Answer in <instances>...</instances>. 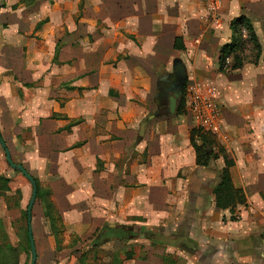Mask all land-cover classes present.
<instances>
[{"label": "rangeland", "instance_id": "1", "mask_svg": "<svg viewBox=\"0 0 264 264\" xmlns=\"http://www.w3.org/2000/svg\"><path fill=\"white\" fill-rule=\"evenodd\" d=\"M44 1L50 7L54 4V0ZM55 1L63 6L61 14L62 18H65L62 19L61 27L54 31L49 28V31L42 34L43 37L38 29L28 34L26 38L29 42L36 40L37 43L34 48H25L24 52L34 51L32 59L37 63L45 56L44 64L35 65V69H30V73L44 69L46 78L52 73L60 78L61 92L58 95L60 113L53 114L51 111L48 113L47 109L45 115L50 117L53 114L54 117L57 115L63 117L61 111L70 102L69 113L64 115L69 114L72 120L63 119L62 121L65 123L68 121L69 126L72 125V127H67L63 133L56 132L50 136V140L53 138L60 142V148L64 150V153L55 156L53 160H39L38 156L42 153L41 151L38 153L36 148L38 144L44 146L46 137L35 134L39 131L38 127L21 131L17 128L12 132H10L11 129L8 132L2 130L3 135L0 131L12 162L21 165L32 178L39 182V189L41 192L49 193L57 209L58 205L62 207V200H64L58 191L59 185L66 180L61 179L59 182V177H53V174L57 171L63 175H72V208H76L72 209V233L68 229L60 232L63 235L57 236L59 244L55 245L50 230L44 223L41 201L35 200L30 223L36 253L35 264H78L82 254L87 256L84 264H112V255L117 251L120 255L118 258L120 264H241L230 257L231 251L250 255L249 263L264 264L262 244L254 240V242H248L240 235L248 231V229L244 230L242 219V212L246 211L247 206H244L241 212L237 207L234 214H228L222 222L221 213L214 206L212 193L221 179L223 160L226 158L233 164L235 185L244 188L246 193L254 199L264 202V62L262 64L258 61V53L254 52L250 44L243 46L242 69L231 73L216 70L207 79L206 77L193 79L189 76L185 77L184 81L159 79L158 77L164 72L170 73L175 63L185 61L181 55L171 58L174 60L173 64L172 60H168L161 66L157 64L152 66L155 70H151L154 75L149 101L145 103L146 105L139 104L142 108L146 107L148 113L141 114L133 107L129 110L131 120H135L138 124L135 129L136 134H140L142 139L139 144H135L131 136V143L123 150L125 152L122 151L119 159H108L119 147V145L116 148L112 147L116 145L115 141L120 140L121 135L127 136L128 132L134 131L127 128V133L122 134L123 130L118 128L122 118L112 100L115 95H110V99L105 96L109 90L118 94L117 91L122 82L119 79L124 74L122 66L117 62L119 58H122L121 55L117 57L116 62L110 64H106L107 60L102 59L108 41L117 42L111 25L107 26L109 19L110 21L113 19H108L109 15L106 11L102 14L100 10L87 11L86 0ZM15 2L16 0H0V35L8 34L12 40L6 35L7 41H13L14 38L16 40L18 35H22L21 33L16 35L11 31L15 24V20L11 21V12L18 8ZM12 3L15 7L9 11ZM235 5L236 9L240 8L239 3ZM2 9L6 11H1ZM224 9L225 14L221 16L223 18L221 29L209 31L205 38L206 43L201 48L206 52L207 60L204 59V61L208 63L202 64L206 67L215 60L217 45L222 44L224 35L230 34L228 31H231L226 23L230 22L234 15L228 14V4ZM33 12L35 11L27 15L31 16ZM19 18H22L21 20L26 24L24 16ZM258 22L261 23L260 20ZM32 23L34 24L35 21ZM258 33L261 38V30ZM55 50H57L59 63L57 61L52 63L50 60L49 65V55H54ZM261 53L262 51L259 54ZM37 66L40 68L37 69ZM187 67L186 64H179L178 71H184ZM192 80L215 87L223 108L219 121L220 136L214 138L215 146L222 151H218L216 147L214 153L210 152L212 155L215 154L216 159H211L206 168H201L204 175L199 173L201 172L199 169L190 170L184 167L188 154L183 144L166 149V160L160 162L155 159V156L161 153L162 147L154 145V138L158 142L161 141L163 136L160 134H169L171 127L180 122H183L189 131L196 129L185 111V106L183 111L178 110L180 100L175 97L180 91L181 97L184 98L186 83ZM128 85L132 87V82L128 81ZM164 86L165 89L168 88V91L163 98H160L162 100L157 112L153 102L156 87L165 91ZM50 88H53L52 82ZM55 88L56 85L53 89ZM54 91L56 94V90ZM46 120H40V126L42 121ZM252 120L259 124L258 128L249 127L247 122L250 123ZM158 122L166 124L156 130L155 124ZM242 122L245 123L242 125ZM28 123L30 127L36 125L32 120ZM18 132H21V135L17 139ZM33 132H35L34 137H32ZM152 133L154 135H151ZM12 137H15L14 141H17L15 145L10 142ZM68 137L72 138V146L69 149L71 153H65L69 151ZM228 143L231 144L230 148L226 147ZM236 144L244 148L239 150ZM246 146L250 148V153H244ZM175 149L178 152L171 154L170 152ZM114 166L125 168L124 174L127 176L133 175L135 184L133 182L130 185L135 186V189L140 188L141 192H136L135 196L127 192L118 199L116 187L112 183H106L101 187L96 182V188L101 190L97 193L99 197L115 205L122 204L125 209L109 210L108 220L104 218L106 214L100 215V212L96 216H91L94 223L89 228L84 223H76L77 214L79 216L83 214L85 206L91 205L92 202L90 197H87L89 195H86L84 181L89 183L92 179L96 181L102 171L110 172ZM245 168L249 170L244 171ZM245 173L248 174L245 176ZM140 175L143 178H140ZM0 177L7 179L6 185L0 182V264H31L32 257L27 242L26 211L32 188L20 173L8 167L1 147ZM91 183L94 185L95 182ZM4 186H6L5 189H3ZM148 186L152 188L151 192H148ZM51 187L55 190L52 191ZM149 195L151 199L148 202ZM50 197L47 199L49 200ZM132 197L138 199L139 206L136 209L128 207L133 201ZM87 217L85 215L84 219L87 220ZM227 226L232 227L229 229L232 233H227ZM238 226H241L244 231L237 232L239 236L236 246L227 244L228 238L235 236L237 231L235 228ZM114 228H123L124 233L121 239H108L106 243L93 247L94 239L102 229ZM141 232H145L147 237ZM222 237L224 239L219 241ZM217 242L223 243L221 250L225 254L230 253L218 256L215 246ZM79 264L82 263L79 262Z\"/></svg>", "mask_w": 264, "mask_h": 264}, {"label": "crops", "instance_id": "2", "mask_svg": "<svg viewBox=\"0 0 264 264\" xmlns=\"http://www.w3.org/2000/svg\"><path fill=\"white\" fill-rule=\"evenodd\" d=\"M86 2L87 11L100 10L101 14L106 11L109 15L108 19H113L112 21L109 19L107 26L111 25L112 31L116 34L115 37L117 42L108 41L106 44V51L102 54V59H106L107 61H105V63L110 64L116 62L118 56H122V58H119L117 61L118 64L122 66V73H124L123 75L120 73L121 76L119 81L122 82L120 84V89H118L119 91H117L118 94L109 90L105 95L108 99H110V95H115V97L111 99L114 101L115 109L122 118V121L118 124V128L123 130L122 134L126 132L127 128L134 130L128 133L126 132L130 136L121 135V137H119L120 140L115 141L116 145L112 146L116 148V146L119 145V147L116 148V152L113 153L111 157H108V159L118 160L122 154V151L125 150L126 146L131 143V136L135 144H139L140 139H142L140 134H136L137 130L135 129L138 124H136L135 120H131L132 116L129 113V110L130 107H133L134 110L138 109L137 111H140L141 114L148 113L145 109L146 107L142 108L139 106V104H145L149 101L148 98L150 97L149 95L152 85L151 82L154 75L151 70H155V67L153 69L152 66H155L156 64L161 66L167 63L168 60L170 61L174 57L181 55L182 59L185 60L183 61L184 63H175L176 65L175 67H172V71L170 73L164 72L162 76L158 77L159 79H165L166 81H172L173 79L180 81L182 79V81H184L185 77L188 76L193 79H196L197 77H206L205 79L210 78L214 71L218 70L219 50L223 45L229 43L231 33L224 35L223 43L217 45L216 47L215 60L206 67L202 65L204 63H208L207 61V63L204 61V59L207 58L206 52L201 48L206 43L205 38H207L208 32L214 31V29H220H216L210 22L205 5L193 2L191 0H86ZM237 3L240 4V8L238 9H236L237 7L235 5ZM241 3L244 4L241 5ZM15 4H17L18 8H16L14 12H11V21L15 20L14 28H12L11 31L16 35H18V33H21L22 35H18L17 39L14 40V38L13 41L6 40V38H8L6 35L8 34L3 33V35H0V131L3 135L2 130L8 132L11 129L10 132H12L17 128H19L21 131L22 129L26 128L35 129L38 127V133L33 132L32 137H34V133L37 134V136L39 135L46 137L45 144L43 146L44 148L41 144H38V148H36L38 149V153H40V151L42 153V156L39 154L40 156H38V158L39 160L44 161L46 159L51 160L52 158L54 159L55 156H59L64 153V150H61L60 148V142H57L53 138L50 140V136L56 132L63 133L67 127H72V125L69 126L70 123L68 121H66V123L65 121H62L63 119L72 120V117L69 116V114L68 116L64 115L69 113L70 102L67 103L64 110L61 111V113H63V117H61V115H57L56 117L52 116L54 113H60V105L58 101V95L61 92L59 90L60 78L54 73L46 78V72L44 69L30 73V69H35V65L44 64L43 59L45 60V56L37 63L36 60L32 59L34 51L24 52V50L27 47L34 48L37 43L36 40H33L34 42H29V39L26 38L28 34H31V32L38 29L41 31L42 35L46 31H49V28L51 31H54L58 27H61L62 19L65 18H62L61 14L63 6L55 0L51 7L44 0H16ZM15 4L12 3L8 10L11 11L13 7H15ZM229 9L232 12H230ZM1 11L6 10L2 9ZM32 11L35 12H33L31 16H28L27 13H31ZM224 11L222 13L223 16L225 14ZM227 11L228 14L234 15L233 18L230 19V22L238 17H244L250 22L255 30L260 51H262V53L259 54L258 61L263 64L264 0H229ZM236 11L237 13H235ZM20 16L25 17L26 24L23 22V20H21L22 18H19ZM258 20H260L261 23H259ZM32 21H35V23L33 24ZM230 22L228 21L226 25L229 26ZM44 24L46 25L43 28ZM26 25H28V27ZM260 30L261 38L260 34L258 33ZM41 37H43V35ZM10 38L11 37L9 36V39ZM176 40H178L177 44L183 47L182 51H178L174 48ZM53 57L54 55H49V65L50 60L53 63ZM173 62L174 60H172V64ZM57 63H59L58 60ZM179 64H186L188 67L185 68L184 71L179 72ZM37 67V69L40 68V66ZM128 81L132 82V87L128 85ZM51 82L53 88L56 85L55 89L50 88ZM188 83H186V86ZM163 88L165 89V86ZM75 89L78 90L80 88ZM54 90H56V94ZM167 91L168 88H166L165 91H162L156 87V94L153 102L155 103V109L157 112L160 108L159 105L162 100L160 98H163ZM181 98L182 97L179 99L180 101ZM218 103L222 111L223 108L219 94ZM47 109L49 111L46 112H53L50 117L49 115H45V110ZM188 117L190 118L189 115ZM42 119L43 121L46 119L49 120H46L45 122L42 121V125L40 126L39 122ZM30 120L34 121L36 125L30 127L28 123ZM190 120L192 119L190 118ZM17 123H19L18 126H16ZM244 123L242 122V125ZM165 124L166 123L163 124L161 122L156 123V130ZM247 124L251 128L259 127V124L254 123L253 120L250 123L247 122ZM171 129L172 130L169 134H160L163 137L159 142L153 137L154 145L162 147L161 153H158L159 155L155 156L156 161L161 162L167 159L166 149H171V147L174 148L175 146L183 144V148H185V151L188 154V159L186 160L185 164H183L184 167H188L190 170H193L194 168L197 170L199 169V171L201 170L199 173L204 175L202 169L200 167H196L195 165V154L189 143L190 131L186 128L185 124L180 122L179 124L172 126ZM18 133L19 134H16L17 139L21 135V132ZM151 135L154 134L152 133ZM14 140H16L15 137L10 139V142H12L13 145H15L17 142ZM68 141L69 145L67 148L69 150L72 146V138L68 137ZM236 145L239 146L240 144ZM227 146L230 148L231 144L228 143L226 147ZM243 148L244 147L242 146L238 147L239 150H242ZM228 151L230 152V149ZM71 152L72 151L69 150L65 153ZM175 152H178V150L175 149V151H171L170 153L176 154ZM250 152V148L246 146L244 153ZM229 159H231V157ZM178 167L180 168V166ZM232 168V172L230 170L232 184L234 188L242 191L246 200L245 206H247L246 211L242 212V219L245 227L244 230L248 229V231L240 235L248 242H252L254 240L255 242L257 241V243H260V245L262 244L261 246L264 247V202L254 199L249 193H246L244 188L235 185L233 180L234 168ZM124 169L125 168L121 169L114 166L110 172L100 171L101 173L99 172L100 174L96 181L93 179L90 180V183L89 181H84L87 190L86 195H89L87 197H90L92 202L91 205L85 206V211L83 214L80 216L77 214V221H75L76 223H84V225L89 228L90 225H93L94 223V219H92L91 216H96L100 212V215L106 214L104 218L108 220L107 213L109 210H118L120 208L125 209V206L122 204L115 205L110 201L103 200L101 196L99 197L97 193L99 191L101 192V190L96 188V182L99 183L101 187H103V185L106 183H112V185L116 187L115 192L118 194V199L123 197V195L127 192L132 193L133 196H135L136 192H141L140 188L135 189V186L130 185L133 182V184H135L134 176H127L124 174ZM245 170L249 169L245 168L244 171ZM60 173L56 171V173L53 174V177H59V182H61V179L66 180V182L63 181L60 183L62 185H59L60 189H58L61 197H64V200H62V207H59L58 205L57 209L54 204L55 202H53L50 196L49 201L52 203L53 208L61 221L62 230L65 232V230L68 229L72 233V209H76L72 208V175H63ZM247 174L248 173H245V176ZM139 177L143 178L141 175ZM91 182H95L94 185ZM147 188L148 192H151L152 188L149 186ZM54 190L55 189L53 188L52 191ZM52 191L50 190V192ZM132 199L133 201L129 203L128 207H132L134 209L138 208L139 202L137 197H132ZM150 199L151 195L147 197V201L149 202ZM66 202L67 204H65ZM149 207H151V205ZM243 208L244 206H238V211L241 212ZM219 212L221 213L220 220L223 222L224 218L229 213L228 211ZM85 215L86 217L89 216L90 218L87 217V220L84 219ZM43 220L44 223L47 224L44 218ZM231 228L232 227L229 226L226 227V230L228 231L227 233H232V230H229ZM203 229L205 230V227ZM235 229H237L235 236L228 238L229 240L226 242H228L227 244H235L236 246L239 236L237 232L244 230H242L241 226H238ZM222 239L224 238H220L219 241ZM216 244L217 245L215 246L218 256L230 253L229 252L225 254V252L221 250L222 246H224L222 242H217ZM231 250H233L232 247ZM239 252L240 251H238V253L237 251H231L230 257L235 258L241 264H252V262L249 263L251 260L250 255H244ZM114 255H117L119 258V251L114 253L112 258ZM128 258H130V256Z\"/></svg>", "mask_w": 264, "mask_h": 264}, {"label": "trees", "instance_id": "3", "mask_svg": "<svg viewBox=\"0 0 264 264\" xmlns=\"http://www.w3.org/2000/svg\"><path fill=\"white\" fill-rule=\"evenodd\" d=\"M229 27L231 29V37L229 43L223 45L219 50L218 57V70L219 72H237L243 68V59L241 57V51L243 46L250 44L255 53H260V47L257 42L255 30L250 24V22L244 17H238L232 20L229 23ZM175 41L174 48L178 51H182L183 47L177 44ZM53 61H57V50H55ZM228 62V64H226ZM79 90V89H78ZM184 98L182 96L180 104L178 106V110H182L184 108ZM0 139L1 136H0ZM189 143L192 147L195 154V165L196 167L206 168L210 160L216 159L215 154H210V152L215 151V140L210 134L202 132L199 129H192L189 133ZM218 151L221 148H218ZM223 169L221 171V179L218 185L213 190L214 195V206L219 211H228L230 215L234 214L235 209L238 206H245L246 200L244 194L241 190L234 188L230 176V168H232L233 164L228 159L224 158L223 160ZM17 172V171H16ZM36 185V199L41 201L43 218L47 222L48 229L50 230V235L54 240L55 245L59 244V240L57 236L61 235L62 226L61 221L55 212L52 203L47 199L49 197L48 192H41L39 189V182L34 179ZM0 182L2 185L7 184V179L0 177ZM6 186L3 187L5 189ZM44 196V197H42ZM46 196V197H45ZM124 230L123 228H114L111 230L102 229L95 237L93 247L99 246L100 244L106 243L108 239H121L123 236ZM145 232H141L143 235ZM110 235H112L110 237ZM28 239V237H27ZM29 245V240L27 241ZM87 256L82 254L81 258L78 260L79 262L84 264V259ZM112 264H120V261L117 255H114L111 259Z\"/></svg>", "mask_w": 264, "mask_h": 264}, {"label": "built area", "instance_id": "4", "mask_svg": "<svg viewBox=\"0 0 264 264\" xmlns=\"http://www.w3.org/2000/svg\"><path fill=\"white\" fill-rule=\"evenodd\" d=\"M191 1L205 5L210 22L216 29H221V16L229 0ZM184 106L196 129L208 133L214 138L220 136L221 108L218 103V91L215 87L200 81L188 83L184 96Z\"/></svg>", "mask_w": 264, "mask_h": 264}, {"label": "water", "instance_id": "5", "mask_svg": "<svg viewBox=\"0 0 264 264\" xmlns=\"http://www.w3.org/2000/svg\"><path fill=\"white\" fill-rule=\"evenodd\" d=\"M175 97H178L180 99L181 92L179 91L175 95ZM171 108L172 109L174 108L173 105L171 106ZM0 147L4 151L5 160H6V164L8 165V167L11 170H14V171H17L18 173H20L29 182V184L32 188L31 198L29 200L27 211H26V217H27V227H28L27 237L29 240L30 253H31V257H32L31 258V264H35L36 263V253H35L30 223H31V211H32L33 205H34L35 200H36V192H37L36 185H35L33 178L26 172V170L21 165L14 164L12 162L10 154H9L8 150L5 148V145H4V142L2 141V139H0ZM143 236L147 237V234L144 233Z\"/></svg>", "mask_w": 264, "mask_h": 264}, {"label": "flooded vegetation", "instance_id": "6", "mask_svg": "<svg viewBox=\"0 0 264 264\" xmlns=\"http://www.w3.org/2000/svg\"><path fill=\"white\" fill-rule=\"evenodd\" d=\"M144 234V233H143Z\"/></svg>", "mask_w": 264, "mask_h": 264}]
</instances>
